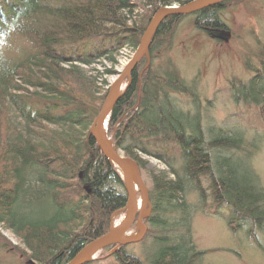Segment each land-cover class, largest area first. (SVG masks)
<instances>
[{"label": "trees", "instance_id": "trees-1", "mask_svg": "<svg viewBox=\"0 0 264 264\" xmlns=\"http://www.w3.org/2000/svg\"><path fill=\"white\" fill-rule=\"evenodd\" d=\"M192 1L0 0V226L23 247V264H67L105 236L112 217L125 210L120 172L89 133L107 84L84 68L106 60L112 69L122 49H137L156 10ZM216 11L195 13V27L208 35L223 28ZM182 18L171 16L159 26L150 60L153 47ZM114 29L123 36L92 51L64 49L80 38L111 36ZM10 37L24 41L16 55L3 53ZM147 55L106 125L107 138L137 165L147 191L146 230L135 242L147 247L144 262L127 252L128 244L101 251L115 264H199L204 253L193 246L190 201L203 211L208 202L230 209L229 230L236 234L247 224L250 237L264 229V189L244 139L222 130L206 134L199 116L184 113L172 97L181 94L196 104L192 90L173 70L151 74ZM231 90L235 102L261 108L264 125V69ZM242 151L240 163L235 155ZM146 158L163 168L148 170Z\"/></svg>", "mask_w": 264, "mask_h": 264}, {"label": "rangeland", "instance_id": "rangeland-1", "mask_svg": "<svg viewBox=\"0 0 264 264\" xmlns=\"http://www.w3.org/2000/svg\"><path fill=\"white\" fill-rule=\"evenodd\" d=\"M223 4L220 8V5L212 7H217L216 14L223 28L208 35L195 27V14L183 16L172 28L171 34L153 47L150 53L152 60L149 54L146 57L149 58L151 74L160 76L173 70L189 86L195 95L196 104L181 94H173L172 97L184 113L192 117L199 116L206 134L222 130L244 139L245 149L252 151L250 158H247L250 167L264 189V125L260 116L261 108L235 102L231 92L232 84L247 83L256 71L264 69V0H228ZM144 11L143 8L136 13L141 15ZM113 31L111 36L77 39L66 44L64 49L68 52L92 51L102 43L107 44L123 36L118 29ZM23 47V40L10 37L8 49L3 53L16 55ZM134 52L129 48L122 49L112 69L106 60L84 69L89 76L97 78L99 84L106 82L104 89L108 92ZM109 69L114 74L104 75ZM126 84L127 78L122 82V89ZM252 143L254 147L250 148ZM246 153L239 152L235 157L241 163ZM146 161L148 170L163 168L154 159L146 158ZM142 177L145 180V174ZM190 202L193 210L190 220L193 246L196 251L204 253L199 264H264V229L255 231L249 237L248 226L243 224L242 230L232 234L226 221L234 217L230 209L222 206L217 208L208 202L203 211L196 200ZM123 215L124 211L116 213L110 227ZM137 231L140 234L141 228L134 224L128 234L133 235ZM0 243L6 247L0 249V264L24 263L21 254L23 247L1 226ZM136 243L128 244L127 252L140 258L143 256L144 262L147 247L145 249L143 245L142 249ZM108 255L103 251L98 252L91 264H115Z\"/></svg>", "mask_w": 264, "mask_h": 264}, {"label": "water", "instance_id": "water-1", "mask_svg": "<svg viewBox=\"0 0 264 264\" xmlns=\"http://www.w3.org/2000/svg\"><path fill=\"white\" fill-rule=\"evenodd\" d=\"M226 1L228 0H194L184 5L161 7L156 10L152 18L150 19L148 26L132 58L130 59V61H128L124 69L119 73L118 77L108 88L104 103L97 117L93 121L89 133L101 153L111 163L115 164L120 172L126 196V207L124 210V212L126 213V218L118 227H110L109 232L105 236L85 246L67 264H86L89 261L93 260L94 256L107 246L113 244L126 245L134 243L140 240L143 236L146 230V226L142 223V220L147 217L146 212L149 213V209H139V199L137 198V195L133 190V181L138 185L141 191V199L143 200L145 207L148 203L147 191L143 180L140 177L137 165L131 159L124 157L121 152L116 151L112 146L110 139L107 138L106 125L108 115L115 105L116 101L123 95V93L129 86V75L134 70L136 65L141 61V59L145 55H147L148 49L155 33L157 32L159 26L167 18L171 16L179 17L192 15L201 10L221 5ZM125 78H127V84L123 87L120 93H114L117 85L122 84ZM134 224L137 227L141 228L139 236L131 237L128 239H119L121 236L127 234Z\"/></svg>", "mask_w": 264, "mask_h": 264}, {"label": "bare ground", "instance_id": "bare-ground-1", "mask_svg": "<svg viewBox=\"0 0 264 264\" xmlns=\"http://www.w3.org/2000/svg\"><path fill=\"white\" fill-rule=\"evenodd\" d=\"M121 90H122V84L117 85V87L115 88L114 93H120ZM115 167L117 168L116 165H115ZM132 186H133V190L135 191V193L137 195V198H138V195L140 196L138 198L139 199V209L146 210L145 204H144L143 200L141 199V191H140L138 185L133 181ZM125 218H126V213H125V215H123L120 218H118L116 221H114L116 219V218H114L113 227H118L119 225H121V223L124 221ZM138 236H139V231H137V233H135L133 235L127 233V234L121 236L119 239H128V238H131V237H138Z\"/></svg>", "mask_w": 264, "mask_h": 264}]
</instances>
